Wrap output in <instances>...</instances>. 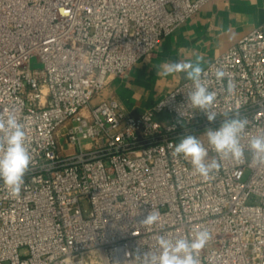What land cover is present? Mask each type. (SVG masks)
Returning <instances> with one entry per match:
<instances>
[{
	"label": "built area",
	"instance_id": "obj_1",
	"mask_svg": "<svg viewBox=\"0 0 264 264\" xmlns=\"http://www.w3.org/2000/svg\"><path fill=\"white\" fill-rule=\"evenodd\" d=\"M208 1L0 0V117L23 124L33 157L19 197L0 182V264H144L160 236L204 229L199 264H264V161L248 149L264 134V23L204 67L213 122L187 101V79L138 114L93 103ZM226 114L248 121L245 156L209 149L220 168L206 180L173 148L187 134L208 147ZM151 209L160 220L140 224Z\"/></svg>",
	"mask_w": 264,
	"mask_h": 264
},
{
	"label": "clouds",
	"instance_id": "obj_2",
	"mask_svg": "<svg viewBox=\"0 0 264 264\" xmlns=\"http://www.w3.org/2000/svg\"><path fill=\"white\" fill-rule=\"evenodd\" d=\"M203 59V56L198 55L194 61L164 63L161 65L160 74L164 76L185 74V78L192 83L187 101L193 108L202 111L209 122H213L216 115L210 109L216 94L209 91L203 78L205 76ZM225 75L222 69L215 72L217 80H223ZM233 90L234 85L229 83L228 91L231 93ZM247 124L246 118L226 114L218 127L205 130L208 147H205L196 135L187 134L175 144L172 155L188 160L195 174L206 180L210 179L211 173L220 168L219 160L231 159L236 163L243 161L245 149L241 145V137L245 134ZM209 149L217 154L219 160L208 161ZM248 149L254 159L264 161V134L252 136L248 142ZM32 162L33 157L23 124L12 113H9L6 119L0 117V182L7 188L11 197H19L25 184V174ZM159 220V211L151 209L140 224L150 227ZM210 238V233L206 229L197 231L193 238H178L175 241L160 236L159 254L144 253V264H199L198 251Z\"/></svg>",
	"mask_w": 264,
	"mask_h": 264
},
{
	"label": "crops",
	"instance_id": "obj_3",
	"mask_svg": "<svg viewBox=\"0 0 264 264\" xmlns=\"http://www.w3.org/2000/svg\"><path fill=\"white\" fill-rule=\"evenodd\" d=\"M264 23V0H210L162 38L151 55L138 60L124 76L110 79L104 99H117L127 113L150 109L185 74L164 76L161 65L170 61H194L202 67L222 54L243 35Z\"/></svg>",
	"mask_w": 264,
	"mask_h": 264
},
{
	"label": "rangeland",
	"instance_id": "obj_4",
	"mask_svg": "<svg viewBox=\"0 0 264 264\" xmlns=\"http://www.w3.org/2000/svg\"><path fill=\"white\" fill-rule=\"evenodd\" d=\"M31 66L34 68H40V67H42V63L38 60V58H33ZM103 99H104V94L102 92L98 97H96V99L94 100L93 103H97ZM160 116L161 115H159L158 117L160 118ZM65 127H66V125H63L60 129V133H58L59 141L61 144H65L67 142L66 136L61 134V132H63L65 130Z\"/></svg>",
	"mask_w": 264,
	"mask_h": 264
}]
</instances>
